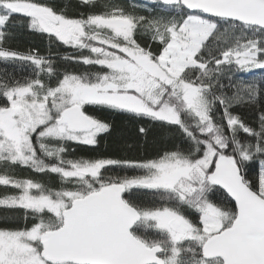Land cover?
I'll return each mask as SVG.
<instances>
[{
  "label": "snow or ice",
  "instance_id": "obj_1",
  "mask_svg": "<svg viewBox=\"0 0 264 264\" xmlns=\"http://www.w3.org/2000/svg\"><path fill=\"white\" fill-rule=\"evenodd\" d=\"M154 2L153 17L116 4L73 17L43 0H0V58L33 66L31 78L0 80V164L60 178L51 188L0 174L18 192L0 206L33 218L0 228V264H264V112L259 130L248 126L231 109L254 102L256 87L228 95L221 83L225 70L264 69V0ZM16 20L98 70L58 74L49 57L4 47ZM86 106L174 127L180 143L144 160L66 159L69 142L96 145L110 130ZM114 168L138 174L105 175ZM133 189L153 201L126 198ZM220 189L217 203L208 194Z\"/></svg>",
  "mask_w": 264,
  "mask_h": 264
},
{
  "label": "trees",
  "instance_id": "obj_2",
  "mask_svg": "<svg viewBox=\"0 0 264 264\" xmlns=\"http://www.w3.org/2000/svg\"><path fill=\"white\" fill-rule=\"evenodd\" d=\"M49 3L57 11H63L69 16L79 17L81 14L87 16L92 12H100L104 10V6L108 4H116L123 7L126 11L133 12L136 15L153 17L160 14V7L154 0H96V7L91 5L85 6L81 0H43ZM15 26L10 29V38L4 43V47L28 54L35 52L44 57H49L58 74L63 72H74L83 74L85 72L92 73L98 70V66H87L75 60H66L64 57L79 56L80 50L64 46L56 42L54 38H49L46 34L29 31L26 24L16 20ZM141 44L145 40H140ZM153 45V50L156 49ZM84 55H88V51H83ZM33 75V66L30 61L4 60L0 58V80H20L23 81L31 78ZM229 77H231L230 86ZM45 83L49 82L48 77H44ZM55 84V79L51 80ZM221 83L226 88L228 95H232L236 88L242 87L244 84H253L257 89V97L254 102H241L233 106L231 111L250 127L259 130V116L264 112V69H252L250 71H237L233 69L231 72L225 70L221 76ZM4 101L0 98V104ZM89 115H92L110 125L108 133L98 137L96 145H82L69 142L66 145V159H97L111 158L117 160H144L151 159L158 152L165 149H171L180 143V135L174 127H161L159 124L133 118L127 113L101 108L98 106H86ZM222 110L217 112V119L221 115ZM140 127L147 129L146 134L139 132ZM242 140H252L242 131L238 134ZM254 142V141H253ZM259 160L253 162L252 166L247 167V177L253 179L258 175ZM0 174H7L17 179L30 178L43 183L46 187L58 188L60 186V178L52 173L41 174L35 173L31 169L15 166L14 168H6L0 164ZM138 174L132 169L114 168L105 175L112 176H132ZM18 194L17 190L11 186H0V197L5 195ZM209 198L217 203L225 199L226 195L222 190H214L210 192ZM125 197L137 203L148 204L153 201L151 193L145 190L133 189L125 193ZM159 200V197H155ZM195 219V216L192 217ZM32 217L24 219V210L7 208L0 206V228H17L24 227L26 224L31 226Z\"/></svg>",
  "mask_w": 264,
  "mask_h": 264
},
{
  "label": "water",
  "instance_id": "obj_3",
  "mask_svg": "<svg viewBox=\"0 0 264 264\" xmlns=\"http://www.w3.org/2000/svg\"><path fill=\"white\" fill-rule=\"evenodd\" d=\"M220 190H222V189H220ZM223 191V190H222ZM224 192V191H223ZM225 195H226V193H224ZM230 199V198H229Z\"/></svg>",
  "mask_w": 264,
  "mask_h": 264
}]
</instances>
